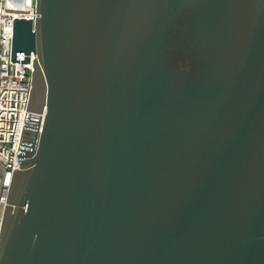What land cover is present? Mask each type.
<instances>
[{
    "label": "water",
    "instance_id": "water-1",
    "mask_svg": "<svg viewBox=\"0 0 264 264\" xmlns=\"http://www.w3.org/2000/svg\"><path fill=\"white\" fill-rule=\"evenodd\" d=\"M35 13L0 264H264V0Z\"/></svg>",
    "mask_w": 264,
    "mask_h": 264
},
{
    "label": "built area",
    "instance_id": "built-area-1",
    "mask_svg": "<svg viewBox=\"0 0 264 264\" xmlns=\"http://www.w3.org/2000/svg\"><path fill=\"white\" fill-rule=\"evenodd\" d=\"M36 0H0V225L12 170H21L17 148L32 89L36 54L17 52L12 57L15 20L35 23ZM28 63H25V58ZM30 115V113H29ZM35 118L34 115H31Z\"/></svg>",
    "mask_w": 264,
    "mask_h": 264
}]
</instances>
